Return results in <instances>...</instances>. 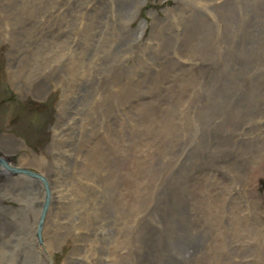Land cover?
<instances>
[{
    "label": "rangeland",
    "instance_id": "rangeland-1",
    "mask_svg": "<svg viewBox=\"0 0 264 264\" xmlns=\"http://www.w3.org/2000/svg\"><path fill=\"white\" fill-rule=\"evenodd\" d=\"M141 1L0 0V264H264V0Z\"/></svg>",
    "mask_w": 264,
    "mask_h": 264
},
{
    "label": "bare ground",
    "instance_id": "bare-ground-1",
    "mask_svg": "<svg viewBox=\"0 0 264 264\" xmlns=\"http://www.w3.org/2000/svg\"><path fill=\"white\" fill-rule=\"evenodd\" d=\"M145 1L146 0H142L141 1V3L138 5L139 7L138 8H136L135 9V12H136V17H139V12H140V7L141 6H143L144 5V3H145ZM136 6H137V4H136ZM142 9V8H141ZM143 22V20L142 19H140V22H139V24H141ZM137 28V27H136ZM20 139V138H19ZM0 144H2V146L4 147L5 146V144H6V146L7 147H9V146H17V147H21V146H26L23 142H21V143H19L18 141H17V138L15 137V136H13L12 134H8L7 132H6V134H3L2 135V138H1V140H0ZM17 155H16V153H7V154H5V153H1V151H0V159H2L9 167H10V165H15V162H16V160H14L15 159V157H16ZM3 165V164H2ZM4 167V168H3ZM2 168H0L1 170H2V172H0V173H3L1 176H0V178L1 179H7V181L8 180H10V179H12V180H16L17 182H19L20 180H22V178H20V176H15V175H18V174H20V172H14V171H12V170H10L9 168H7V167H5V166H3ZM10 168H12V169H14V167H10ZM16 168H21V167H19V166H16ZM8 173H9V175H8ZM21 174H24V173H21ZM39 174V173H38ZM8 175V176H7ZM12 175V176H11ZM24 175H26V174H24ZM41 175V174H40ZM14 176V177H13ZM27 177H29V179L31 178V180L33 179H35V183L36 184H32V190H35V192H36V190L38 191L37 193L38 194H40V195H42V198H41V204H40V208H39V213L37 212V217L39 218V215L41 214L40 212H41V209H42V206H43V202H44V197H45V189L43 188V186H41L40 185V183L38 182L39 180H38V178H34V177H32L31 175H26ZM42 176V175H41ZM10 179H9V178ZM43 178H44V176H42ZM45 179V182L47 183V185H48V188H49V191H50V195L52 196V194H51V192H52V189H51V181L49 180V178H48V180L46 179V178H44ZM38 184V185H37ZM40 187V188H39ZM35 192H33V193H35ZM36 194V193H35ZM51 196H49V200H48V205H49V203H52L51 202ZM36 205V204H35ZM37 206V205H36ZM37 208H38V206H37ZM48 209V208H47ZM47 212V211H46ZM124 212V211H123ZM45 216H46V213H45ZM43 220H44V218H43ZM43 220H42V223H41V228H40V231H39V237L36 235L37 234V226H38V221H39V219L37 220V222H36V224H35V231H34V235H36V239L37 240H39V242L41 241V232H42V224H43ZM47 223V222H46ZM45 223V224H46ZM44 250V252H45V248L43 249ZM47 258H49L50 260H49V263L48 264H51L50 262H51V257L50 256H47Z\"/></svg>",
    "mask_w": 264,
    "mask_h": 264
},
{
    "label": "water",
    "instance_id": "water-1",
    "mask_svg": "<svg viewBox=\"0 0 264 264\" xmlns=\"http://www.w3.org/2000/svg\"><path fill=\"white\" fill-rule=\"evenodd\" d=\"M0 163H2L4 166H6L7 168H9L10 170L14 171V172H20V173H24L26 175H31L32 177L34 178H38V180H40V182L43 183V186H44V189H45V197H44V204L42 206V209H41V214L39 215V221H38V226H37V236L39 237V231H40V228H41V223H42V220L45 216V213L47 211V208H48V200H49V196H50V191H49V188H48V185L47 183L45 182V179L40 175V174H37L35 172H31L30 170H26V169H22V168H10L2 159H0Z\"/></svg>",
    "mask_w": 264,
    "mask_h": 264
}]
</instances>
